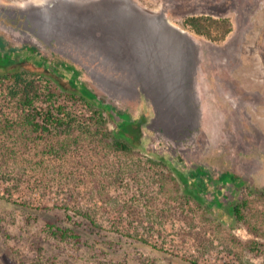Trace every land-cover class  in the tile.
<instances>
[{
	"label": "rangeland",
	"instance_id": "374dc122",
	"mask_svg": "<svg viewBox=\"0 0 264 264\" xmlns=\"http://www.w3.org/2000/svg\"><path fill=\"white\" fill-rule=\"evenodd\" d=\"M193 15L232 30L199 35ZM0 51L28 67L44 59L66 91H93L114 132L117 111L148 114L133 153L88 137L51 153L0 126V264H264V247L245 244L255 235L222 218L249 199L264 242V198L251 192L264 188V0H0ZM8 91L2 121L21 111ZM196 168L219 182L204 192L210 211L180 184ZM225 171L246 185L221 183Z\"/></svg>",
	"mask_w": 264,
	"mask_h": 264
},
{
	"label": "trees",
	"instance_id": "16d2710c",
	"mask_svg": "<svg viewBox=\"0 0 264 264\" xmlns=\"http://www.w3.org/2000/svg\"><path fill=\"white\" fill-rule=\"evenodd\" d=\"M185 23L195 33L216 40L224 39L232 30L228 18L217 19L211 16L193 15L188 17ZM19 62L23 63V67L15 69L16 63ZM25 63L26 61L16 55L0 51V87L5 85L8 87L9 95L18 102L21 109L13 118L0 120V126L14 138L21 139L25 144L32 141L36 143L46 141L50 143L48 145L51 153L57 152V146L67 149L72 144H80V141L86 137L97 139L102 144L110 145L124 153H133L144 145L143 126L148 118L146 112L135 118L129 112L117 111L120 127L114 132L107 125V113L112 118L115 115L113 110L97 100L93 91L85 86L75 87L76 90L72 91L64 90L58 85L55 74L44 59L30 67ZM64 95H68V98ZM66 99L85 103L88 113L73 109L65 101ZM157 164L161 167H172L165 157L158 159ZM179 177L189 201L209 211L213 209L212 202L206 198L204 192L208 190L210 183L219 185V182L211 179L203 168L179 172ZM231 179L235 180L238 190L246 185L243 179L231 171H225L219 176L223 184ZM252 187L254 189L252 193L264 198V188L254 185ZM233 199L228 212H225L222 218L228 222L244 224L255 235V238L245 241V244L249 245L252 251L259 253L264 247V242L257 238L263 234H260L261 228L254 226L247 215L246 210L250 201L247 198ZM54 234L65 240L78 236L71 228L61 226L54 230Z\"/></svg>",
	"mask_w": 264,
	"mask_h": 264
},
{
	"label": "bare ground",
	"instance_id": "6f19581e",
	"mask_svg": "<svg viewBox=\"0 0 264 264\" xmlns=\"http://www.w3.org/2000/svg\"><path fill=\"white\" fill-rule=\"evenodd\" d=\"M37 1V0H36ZM41 1H43V0H41Z\"/></svg>",
	"mask_w": 264,
	"mask_h": 264
}]
</instances>
